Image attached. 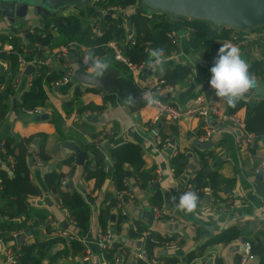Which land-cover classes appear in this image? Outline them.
I'll return each instance as SVG.
<instances>
[{"label":"crops","instance_id":"obj_1","mask_svg":"<svg viewBox=\"0 0 264 264\" xmlns=\"http://www.w3.org/2000/svg\"><path fill=\"white\" fill-rule=\"evenodd\" d=\"M87 10L88 8L71 7L59 14V16L80 17L83 28L90 27L94 34L87 40L72 43L65 50L64 59L56 58V55L60 54L64 48L47 51L45 60L51 59L47 64L51 70L66 72L71 64L74 77L72 81L60 86H46L48 100L39 114V116L43 115V118L36 119V116L29 115L17 107L21 94L31 85L32 71L26 73V68L33 65L34 70H37L38 66L35 63H30L24 69L11 73L4 85L5 91L10 95L11 106L4 122L0 125V142L6 136L25 138L45 134L46 149L51 155V161L48 164H38L34 160L32 146L21 156L20 162L25 182L18 192L17 200L21 212L20 218L28 217V227L22 235L29 241L39 237L44 238L47 234L55 236L57 232L52 225L57 223L84 243L87 250L84 258L87 259H79L81 263L111 264L103 252L105 248L102 247L103 242L100 238L98 214L103 205L104 193L117 192L112 178L113 162L110 151L123 143L133 142L142 149L143 168L154 174L156 179L150 186L141 188L127 166L128 190L121 195V202L112 212L108 225L111 242L121 243L122 247L118 254L121 262L114 264H135L137 252L142 247V240L129 237L127 233L128 227L135 221H138L149 234L164 237L174 235V238L180 241L178 245L171 242L165 248L155 247V255L173 256L185 263L191 252L198 253L201 249V253H198V256L189 264H213L215 259H219L222 264H239L242 255V245L239 240L229 243L210 242L216 234L230 226H237L248 236L257 239L264 247V167L260 173L253 171L257 163L264 162V136L256 138L250 147L240 145L238 143L240 129L230 122L222 123L216 116H212L209 126L213 128V132L207 139H202L206 128L203 124L201 125L199 110L214 107L219 113L226 114L231 108L223 99L215 95L209 84L210 68L214 65L217 55L207 58L204 44L192 47L187 33L177 34L175 49L165 54L174 58L168 61L164 71L175 65H184L189 69V75L185 81L174 85L171 90L160 91L159 98L177 107L181 117L177 122L164 120L155 122L153 118L156 115V109L153 106L145 104L131 111L115 90L109 92L81 80L83 74L92 75L90 66L84 63L83 58L90 51L95 54L94 36L103 31L104 18L107 16V12L102 10L97 22ZM148 10L150 9L143 2H135L115 13L123 19L127 40L134 36L131 15L136 11L147 12ZM170 16L168 19L171 18ZM45 20L46 18L41 24L40 17L33 13L31 7L25 16L17 15L14 22L5 16H0V35L8 36L12 33L13 27H23L27 40V32L30 31L33 34L40 31ZM237 34L239 41L232 43L224 40L222 44L230 42L238 46L249 64L251 61L260 60L264 67V28L256 27L238 31ZM98 58L109 63L108 68L114 66L109 56ZM2 64L7 66L6 63ZM164 71H152L146 67L131 73L136 86L143 89L141 90L143 94L145 88L163 76ZM263 84L264 78L263 81L258 82L259 86ZM76 87L81 91L80 96H76ZM263 97L264 93L253 91L251 94H246L241 101L251 104ZM245 112L246 105L238 109L235 114L244 118ZM162 134L166 136V139L161 142ZM102 135L106 137L104 144L108 143L109 147L105 146L107 175L101 190L95 188L94 179L83 178V164L77 162L74 146L80 148L86 153V157L90 158L85 146L98 141ZM66 143L74 144L73 148H69ZM199 152L209 154L210 170H216L220 176L231 179L232 182L228 190L218 192L223 202L216 204L210 190H206L202 199L198 200L196 209L192 213H185L173 204L172 197H177L178 203V198L182 194L194 193V190L188 188L187 179L198 166ZM177 153L187 155L188 163L186 170L175 176L171 159ZM72 155L75 156L76 163L73 172L66 177L65 186L70 191H78L84 196H90L87 200L91 206V219L87 232L73 224L68 211L55 200L44 180L45 174L52 169L68 173L71 167L60 163ZM153 188H158L161 194L158 215L153 211L151 203ZM225 200L231 206L228 210H223L221 207V204L226 203ZM2 204L3 199L0 196V207ZM36 212L48 215L47 220L52 228L50 234L47 231V224L39 226L37 235L31 232L37 218ZM144 213L152 215L151 224L145 220ZM121 214L125 220L119 223ZM64 222H67L66 227L63 225ZM2 223L3 220L0 218V225ZM13 242L14 240L5 242L0 239V264H12L8 255ZM62 247V244H58L56 249ZM50 258L51 255L45 259L44 263H49ZM70 261V257H62L53 264H69ZM244 264H257V258L246 260Z\"/></svg>","mask_w":264,"mask_h":264},{"label":"trees","instance_id":"obj_2","mask_svg":"<svg viewBox=\"0 0 264 264\" xmlns=\"http://www.w3.org/2000/svg\"><path fill=\"white\" fill-rule=\"evenodd\" d=\"M135 2L141 0H96L95 7L88 8V14L96 20L101 15L102 10L109 7L118 6L121 8L129 7ZM161 11L160 13H146L136 11L131 15V24L134 31L132 40H127L126 29L123 26L121 16H105L104 29L99 35L94 36V52L98 57L109 56L113 65L120 70L121 74L117 78L116 93L124 102V98L132 93L138 98L135 107H127L131 111H135L143 107L146 103L139 100L143 89L136 86L131 71L127 66L113 58L110 49L106 46L110 40H117L124 43V54L127 59L139 64L146 58L143 52V45L153 49L156 47L163 48L166 53L172 52L177 43L176 37H169L170 32H185L188 34L189 44L192 47L205 45L207 58L217 55L219 48L224 40L232 43L239 41L233 39L237 34L236 30L227 26H218L204 19H189L184 16H170ZM62 23L59 24L55 19L46 18L41 30L31 34L29 39H25V30L23 27H13L12 33L8 36L0 35V61L6 63L0 70V125L4 122L7 113L10 110V95L5 91L4 85L11 73L18 72L21 69L20 59H24L27 63H35L37 70L31 72V85L20 96L17 107L22 111L35 110L46 105L48 93L46 86L61 80L65 72H55L43 62L47 58V51L56 48L70 47L74 42L87 40L94 33L90 27L83 28L80 17L75 15L60 16ZM99 20V19H98ZM97 20V22H98ZM29 32V31H28ZM24 34V35H22ZM8 42L13 44L12 49L4 48ZM250 71L255 74L257 81H263L264 67L263 62L251 61ZM189 69L184 65H175L164 71L162 79L165 83L174 86L187 79ZM11 92V91H9ZM81 91L76 87V96H80ZM246 105V112L243 118V129L247 134H252L255 139L264 136V97L256 100L254 103L247 104L239 101L235 107H231L226 113L227 115H235L236 111ZM202 125V123H201ZM105 137V136H104ZM106 138V137H105ZM46 135L36 134L25 138H17L15 136H6L0 142V156L2 166L0 167V196L3 204L0 207V218L3 223L0 225V239L7 242L14 240L11 249L15 252L16 264H53L62 257H70L69 264H83L79 259H84L87 254L84 243L75 238L73 235L64 237L60 235L36 238L34 241L25 239L19 243L14 235L19 231H25L28 227V217L21 219L19 203L17 195L22 188L25 178L21 165V156L26 153L30 147L33 149V157L38 164H48L51 161V155L46 149ZM166 139L165 135H161L160 141ZM106 140V139H105ZM89 152L90 158L86 157L83 161V178L85 180H95V188L101 189L107 175L105 144L98 139L93 143L85 146ZM112 165V178L117 188V192H105L103 197V205L99 210L98 222L102 233L108 231V225L112 216V212L121 202V195L127 192V166L130 174L134 177L136 183L141 188H146L153 184L156 176L143 168L142 149L138 144L126 142L120 146L114 147L110 151ZM209 154L198 153L199 163L196 169L191 172L187 179L190 189L198 196V200L202 199L206 190H210V194L216 204L223 202L218 192L228 190L231 186V179L220 176L216 170H210ZM76 160L72 155L61 161V165L71 167L68 173L52 169L45 174V184L50 190L55 200L68 211L70 220L75 226L82 231L87 232L90 228L91 206L87 200L88 196H84L78 191H70L66 188L64 181L68 174L73 172ZM188 156L183 153H177L171 159V167L173 174L179 175L187 168ZM151 196L152 206L160 207L161 194L158 188H153ZM90 197V196H89ZM226 201V200H225ZM37 218L34 221L31 232L37 235L39 226L47 224V231L51 232L52 228L48 223V215L42 212H36ZM125 220L124 216H120L119 223ZM129 237H137L142 240L141 249L144 250L148 257L158 258L168 264H176L178 259L173 256L155 255V247L165 248L169 243H180L173 236L164 237L162 235L149 234L138 221H135L127 229ZM20 237V235H18ZM18 237V238H19ZM233 240L240 242H248L251 252L257 258V264H264V247L241 228L230 226L221 233L216 234L210 243H229ZM58 244H62V248L56 249ZM178 245V244H177ZM122 249L121 243L112 242L103 249L106 257L115 263ZM201 249L198 253H201ZM198 253L191 252L187 256L189 262L198 256ZM51 255L49 263H44L45 259ZM135 264H148L147 261L136 259ZM213 264H222L219 259H215Z\"/></svg>","mask_w":264,"mask_h":264},{"label":"water","instance_id":"obj_3","mask_svg":"<svg viewBox=\"0 0 264 264\" xmlns=\"http://www.w3.org/2000/svg\"><path fill=\"white\" fill-rule=\"evenodd\" d=\"M151 11H163L171 16H184L189 19H204L214 25L227 26L235 30L245 31L256 27L264 28V0H141ZM96 0H0V16H5L12 22L15 21L17 15L25 16L30 7L36 16L40 17L41 24L45 18H53L59 24L60 12L71 7L89 8ZM111 14H107V17ZM31 36V32H27V39ZM109 64V63H108ZM109 66V65H108ZM4 65L0 62V70ZM33 65L26 68V73L34 70ZM92 75L83 74L82 81L97 85L106 91H114L116 89L117 78L120 76V70L116 67H109L105 75L99 78H90ZM260 87H264V84ZM251 94V93H249ZM15 106V105H14ZM43 118L36 116V119ZM69 148H73L74 144L66 143ZM109 147L108 143L105 144ZM76 160L83 163L86 158L80 148L74 146ZM31 162H33L31 160ZM129 172H127V176ZM68 186V185H67ZM206 196V200H207ZM89 200V198H88ZM145 220L151 224L152 215L144 213ZM67 226V222L63 224ZM25 240V236L21 235L17 241L19 243Z\"/></svg>","mask_w":264,"mask_h":264},{"label":"built area","instance_id":"obj_4","mask_svg":"<svg viewBox=\"0 0 264 264\" xmlns=\"http://www.w3.org/2000/svg\"><path fill=\"white\" fill-rule=\"evenodd\" d=\"M94 4L91 6L93 7ZM122 8L118 7V6H113V7H109L107 8L105 11L107 12V14H111L116 16L115 13L120 11ZM155 11V10H154ZM102 18V16H101ZM99 30V29H98ZM97 30V32H98ZM240 30H236V32H238ZM177 33L176 32H170L169 33V37H176ZM239 35L236 34L234 36L233 39H237ZM133 38L129 39L132 40ZM177 41V40H176ZM71 46V45H70ZM106 46L110 49L111 55L113 56V58L123 64H125L127 66V68L130 71H139L140 69H145L147 67V59H148V51L151 49L148 44H144L143 45V52L146 54V58L143 59L139 64L136 63H132L130 62L127 57L124 54V43H120L117 40H110L109 42H107ZM13 48V44L11 42H8L6 44V49H12ZM68 48V47H67ZM66 47H64L63 51L56 55L57 59H64L66 57L65 55V50L67 49ZM20 63H21V70L24 69L28 64L24 59H20ZM51 61V59L49 60H45L43 62L44 65L49 64ZM73 67L71 64H69V67L67 69V71L65 72L64 77L61 80H58L54 83L51 84V86H60L62 84L68 83L70 81L73 80L74 77V71H73ZM173 88V86L168 85L165 83L164 79H162V77L160 79H157L156 81L152 82L148 88H145L144 92H153L157 94V99L159 100L158 104L152 105L155 109H156V115L153 118V121L157 122L160 120H164V121H171V122H177L180 117H181V112L180 110L161 100L159 98V93L160 91H162L163 89L165 90H171ZM43 108H37L35 110H28L26 111V113H28L29 115L32 116H38ZM201 122L203 124V126L206 128V132L204 133L203 136V140L207 139V137L213 132V128H211L209 126V120L212 116H216L218 118V121L220 122H230L232 123L234 126H236L237 128L240 129V136H238V143L240 145H244L247 147H250L254 140L255 137L252 134H247L244 132L243 129V118H240L238 116L235 115H227V114H223V113H219L217 109H215L214 107H207V108H201L198 112ZM99 140H101L102 143H104L105 141V137L104 135H102ZM160 142V141H158ZM262 167H264V162H259L255 165L253 171L255 173H260L262 171ZM66 182V180L64 181V183ZM188 188L190 189V186H188ZM226 202V201H225ZM221 207L223 210H228L231 208L229 202H226L225 204H221ZM153 211L158 215L159 213V208L156 206H153ZM54 231L57 232V235L60 236H64V237H69L72 236V234H70L67 230L63 229L59 224L55 223L54 225H52ZM24 231H19L18 233H16L14 235L15 239H18V235H22ZM100 238L102 240V247L105 248L108 245L112 244L110 238H111V233L110 231H107L106 233H100ZM242 245V255L240 256L239 259V264H244L246 260H255L256 257L255 255L251 252L250 249V244L248 242H241ZM9 259L12 262V264H16V257H15V252L11 249L9 252ZM87 259V258H84ZM136 259H142L144 261H147L148 264H168L165 263L164 261L158 259V258H153V257H148L146 252L142 249H140L137 252L136 255ZM121 259L119 257L115 258V263H120ZM176 264H182L181 260H178V262Z\"/></svg>","mask_w":264,"mask_h":264},{"label":"clouds","instance_id":"obj_5","mask_svg":"<svg viewBox=\"0 0 264 264\" xmlns=\"http://www.w3.org/2000/svg\"><path fill=\"white\" fill-rule=\"evenodd\" d=\"M174 57L165 56V50L160 47L150 49L148 51L147 67L152 71H164L165 65ZM84 63L90 66L92 76L90 78H99L108 70V63L95 56L93 52H89L84 58ZM211 78L209 81L211 89L215 95L223 99L230 107L236 104L253 91L264 93V87L258 85L257 78L250 71V65L243 57L238 46L228 42L222 44L219 48L214 65L210 68ZM139 100L144 101L148 106L159 103L157 94L153 92H144ZM124 102L130 107H135L138 98L129 93ZM172 197L173 204L185 213H192L198 203V196L193 192H186L178 198Z\"/></svg>","mask_w":264,"mask_h":264},{"label":"rangeland","instance_id":"obj_6","mask_svg":"<svg viewBox=\"0 0 264 264\" xmlns=\"http://www.w3.org/2000/svg\"><path fill=\"white\" fill-rule=\"evenodd\" d=\"M146 13H153V11H151V10H148ZM261 28V27H260Z\"/></svg>","mask_w":264,"mask_h":264}]
</instances>
